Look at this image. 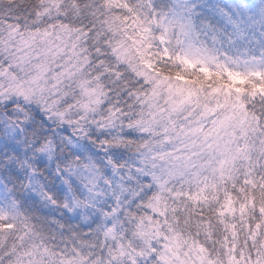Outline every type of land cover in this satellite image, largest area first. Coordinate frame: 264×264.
<instances>
[{"label":"clouds","instance_id":"1","mask_svg":"<svg viewBox=\"0 0 264 264\" xmlns=\"http://www.w3.org/2000/svg\"><path fill=\"white\" fill-rule=\"evenodd\" d=\"M0 264H264V0H0Z\"/></svg>","mask_w":264,"mask_h":264}]
</instances>
